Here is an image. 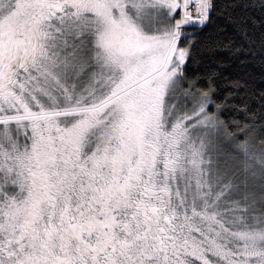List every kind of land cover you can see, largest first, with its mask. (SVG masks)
<instances>
[{
	"label": "snow or ice",
	"instance_id": "1",
	"mask_svg": "<svg viewBox=\"0 0 264 264\" xmlns=\"http://www.w3.org/2000/svg\"><path fill=\"white\" fill-rule=\"evenodd\" d=\"M0 264H264V0H0Z\"/></svg>",
	"mask_w": 264,
	"mask_h": 264
}]
</instances>
